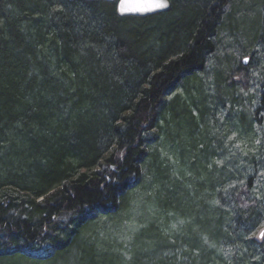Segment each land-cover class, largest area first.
<instances>
[{
  "label": "trees",
  "instance_id": "trees-1",
  "mask_svg": "<svg viewBox=\"0 0 264 264\" xmlns=\"http://www.w3.org/2000/svg\"><path fill=\"white\" fill-rule=\"evenodd\" d=\"M229 1L175 0L137 19L113 2L0 0V264L37 261L18 245L43 240L67 264H124L117 247L77 233L113 215L143 169L159 210L184 221L145 238L166 248H142L144 264H264V221L249 207L259 135L240 113L227 118L237 84L206 85L200 73ZM66 213L70 229L54 220Z\"/></svg>",
  "mask_w": 264,
  "mask_h": 264
},
{
  "label": "rangeland",
  "instance_id": "rangeland-1",
  "mask_svg": "<svg viewBox=\"0 0 264 264\" xmlns=\"http://www.w3.org/2000/svg\"><path fill=\"white\" fill-rule=\"evenodd\" d=\"M244 1L233 0L231 3L230 0L228 2L231 4L226 7V16L221 20L213 39L216 46L215 51L209 56L200 73L206 85L213 84L216 80L229 86L230 82L237 84L232 88L227 86L229 91L236 93L235 99L239 100L236 103L237 100L232 101L233 99L230 98L226 102L225 109L227 116H229L227 118L232 119L233 116L240 113L242 121L247 124L251 123L253 126V124L257 125L264 122V112L258 111L260 109L259 101L264 94V0H261L260 3L257 2L258 0ZM229 16L233 19H228ZM251 53H253V61L249 65H245V61L249 58L247 56ZM243 63L244 71L241 70L242 66L240 65ZM209 91L214 90L209 88ZM261 134L257 144L261 145L264 152V135ZM161 140V137H158L156 144ZM165 157L164 154L160 153V159H165ZM166 159L170 164V169L174 170L175 162L173 159L170 157H166ZM146 167L149 168L148 165ZM102 169L107 172V168ZM111 170L114 171V168ZM258 176L261 177L262 174ZM173 178L177 179L176 177ZM162 179L166 178H158L156 183L157 180L162 181ZM153 184L155 185V180H153L149 170L143 169L138 184L125 195L124 201L113 212V215L104 217L100 215L93 218L77 233L78 239L87 240V245L90 246L94 244L96 247L99 245L113 250L117 247L124 264H144L139 258L143 255L139 254L142 248L156 246L157 251L154 252L165 249L166 245L163 242L153 244L154 242L143 241H146L145 238L147 237L151 240H159L162 233L176 229L177 226H180L179 223H184V221H178L174 217L175 215L170 211L172 206L168 207L164 203L163 207L166 211L159 210L160 202L157 198L158 195L153 194L154 191L152 192ZM72 216L66 213L61 219L63 221L62 226L66 229H70L72 226H70ZM165 223L167 229L164 226ZM13 232V228H11V233ZM45 235H47L46 232ZM102 239L106 240L107 243L103 244ZM198 239L203 241L202 236H199ZM201 244L203 247L207 246L204 241ZM28 247L18 245L19 250L23 251L22 253L37 261L30 263L28 259L14 257L6 264H67L71 260V255L68 252L62 253L60 257L56 258H53L54 255L50 256L52 249L48 245V240L39 241L37 247H34L35 254H38L37 257L29 253L34 249ZM11 249L14 250L15 247L11 246ZM47 249L50 254L46 252ZM81 262L82 260L78 264ZM2 264L4 263L2 262ZM72 264L76 263L73 262ZM106 264H114V262L108 260Z\"/></svg>",
  "mask_w": 264,
  "mask_h": 264
},
{
  "label": "bare ground",
  "instance_id": "bare-ground-1",
  "mask_svg": "<svg viewBox=\"0 0 264 264\" xmlns=\"http://www.w3.org/2000/svg\"><path fill=\"white\" fill-rule=\"evenodd\" d=\"M85 1H89V2H91V1H103V2H113V3H116V7H117V11H118V15L119 16L128 17V18H137V19H143V18H146V17H151V16H156V15L166 14L171 9L172 3L175 2V0H167L169 7H168V9L166 11H164L162 13H154V14H151V15L138 16V15H133V14H123V13H122L123 14L122 15L120 13V3H121L122 0H112V1H106V0H85ZM123 3L125 4V7L129 9V10H126V12H133V10H136V8H134L133 6L131 7L128 4V0H123ZM141 12H143V11H141ZM215 48H216V46H215ZM242 61H243V59H242ZM252 61H253V57L250 56L245 61V65H249ZM252 128H253V130H256V132L258 133V135H260L261 133H262L261 135H264V122L258 123L257 125L256 124H253ZM262 130H263V132H262ZM263 164H264V162H263ZM259 167L262 168V164ZM257 174L258 175L262 174V176L260 177V176L257 175V181H256L255 185L253 187H252V185L250 186V188H251L250 189V197H251V195H253L254 197L251 199V201L249 203V207L252 210V212H255V216H256L257 220L259 222H261V221L263 222L264 221V194H260L259 191H261V190L258 187V185H261L262 184V187L264 188V185H263L264 184V168L259 169V171H258ZM256 190H258V191H256ZM259 195H261V196H259ZM71 218H73V216ZM61 219H63V217H60V216H58V217L56 216L54 218V220L56 221V223H58L59 225H62V223H63V221ZM255 222H256V220H255ZM71 225H73L72 222H71L70 226ZM62 231H60V232H62ZM259 232H261V233H260V236L258 237ZM259 232L257 233L256 239L258 241H262L263 238H264V237H262V234H264V230H260ZM56 235L57 234H53V236H56ZM203 241L208 246V244L206 243V241L205 240H203ZM105 243H107L106 240H103V244H105ZM34 247H37V245H33V246L30 245L29 246L30 249L31 248L34 249ZM117 250H118V253H120L119 249H117ZM211 250H215V249L212 248ZM35 252H36V250L34 249V250H31L29 253L34 254V256L38 255V254H35ZM46 252L48 254H50V251L48 249L46 250Z\"/></svg>",
  "mask_w": 264,
  "mask_h": 264
},
{
  "label": "snow or ice",
  "instance_id": "snow-or-ice-1",
  "mask_svg": "<svg viewBox=\"0 0 264 264\" xmlns=\"http://www.w3.org/2000/svg\"><path fill=\"white\" fill-rule=\"evenodd\" d=\"M168 7L167 0H144L143 3L136 6V10L145 11L150 9H161ZM129 10L125 7V4L121 3V11ZM264 235V234H262Z\"/></svg>",
  "mask_w": 264,
  "mask_h": 264
},
{
  "label": "water",
  "instance_id": "water-1",
  "mask_svg": "<svg viewBox=\"0 0 264 264\" xmlns=\"http://www.w3.org/2000/svg\"><path fill=\"white\" fill-rule=\"evenodd\" d=\"M106 1H112V0H106ZM143 2H144V0H128V4L131 7L133 6L134 8H136L137 5H139V4L143 3ZM121 3H122V1H121ZM121 3H120V13L121 14L122 13L123 14H133V15H138V16L151 15V14H154V13H162V12L166 11L168 9V7H169V5H168V7H166V8L150 9V10H145L143 12L138 11V10H133V12H126V11H121ZM167 4H168V2H167Z\"/></svg>",
  "mask_w": 264,
  "mask_h": 264
}]
</instances>
